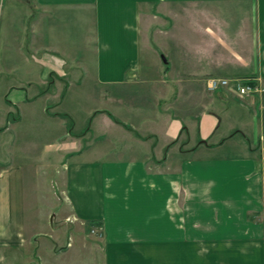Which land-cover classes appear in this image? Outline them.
<instances>
[{
	"label": "crops",
	"instance_id": "crops-1",
	"mask_svg": "<svg viewBox=\"0 0 264 264\" xmlns=\"http://www.w3.org/2000/svg\"><path fill=\"white\" fill-rule=\"evenodd\" d=\"M80 45L91 46V52L78 49L79 56L74 58L78 47L72 46ZM48 58L59 60L61 69L63 62L83 60L84 75L111 93L104 97L102 110L118 122L91 115L88 130L94 123L103 132H119L122 136L113 141L122 140V146L113 147L106 137L103 141L109 145L102 144L99 150L95 149L101 141L97 138L86 148L70 145L67 141L78 137L65 131L64 117L58 112L45 111L46 99L18 97L21 82L37 77ZM19 69L18 81L2 92L0 132L20 123L23 110L36 109L40 122L60 125L59 139L65 143L55 148L59 166L65 169V183L57 198L63 196L70 203L72 219L99 223L100 264H155V236L162 235L155 226V170L143 162L146 149L134 148L127 138L129 128L120 124L162 140L175 138L183 128L189 140L198 138L186 152L208 147L206 142L217 148L237 135L238 147L249 154L235 160L223 175L224 161L219 159L200 162L199 168H208L205 174L190 163L184 167L195 169L193 174L186 170L181 183L175 179L169 183L166 235L170 252L190 251L195 231L187 215L189 205L225 204V198L237 199L235 188L260 182L253 150L264 134V0H0V72ZM207 77L250 80L262 91L239 95L232 86L208 91ZM152 90L153 96L146 93ZM162 102L166 110H156ZM11 110L17 111L16 117L11 118ZM93 147L97 156L77 159L85 151L90 155ZM16 155L14 150H7V157L0 155V264H45L43 257L51 260L65 249L36 239L41 234L35 216L31 223L25 214V169ZM103 205V215L91 213ZM219 214L216 222L224 219ZM210 230L207 235L217 238L216 252L223 246L218 238H227L226 249H233L230 228L217 222ZM169 264L257 263L192 262L183 257Z\"/></svg>",
	"mask_w": 264,
	"mask_h": 264
},
{
	"label": "rangeland",
	"instance_id": "rangeland-1",
	"mask_svg": "<svg viewBox=\"0 0 264 264\" xmlns=\"http://www.w3.org/2000/svg\"><path fill=\"white\" fill-rule=\"evenodd\" d=\"M72 47H78L75 49L74 58L79 56L78 49H80L81 53L83 52L82 50L88 54L91 52V46L80 45ZM86 60L87 62L85 63L89 64L92 62L89 56L86 57ZM35 63H37L38 67L41 65L38 61ZM82 63L84 61L79 59L71 62L66 61L63 62L64 66L61 69L59 60L48 58L47 65H41V71L38 70L39 74L37 77L21 82L23 89L18 93V97L21 96L25 99L37 97L41 102L46 99L45 111L50 114L58 112L59 116L64 117L63 126L65 131L68 130L71 135L78 137L73 141L68 140L67 142L70 145L74 144L75 146L86 148L90 142H93V138H97L98 141H101L95 149L99 150L109 145L108 140L106 142L103 141L106 137L111 139L110 143L113 147H120V145L122 146V140L113 141V138L117 139L122 136L119 132L115 133L108 129L103 132V128L98 129L94 123L88 130L90 121L93 120L91 115H95L96 118L104 116L115 122L118 121L115 116L102 110L105 105L104 97L109 95L110 92L95 83V79L90 75H84L83 68H80ZM178 63L180 62L178 61ZM88 70H92V68ZM156 72H158L160 77L163 76L161 71ZM19 75L20 69L12 73L0 72V106L3 90L17 82ZM146 93L152 94V96L155 94L154 90L151 93L146 91ZM57 101L60 102L58 106L54 104ZM163 107V102L159 103L156 110L165 111L166 108L164 109ZM125 114L127 115V112ZM10 116L11 118L16 117L17 111L11 110ZM37 117L36 109L31 112L23 110V117L20 123L10 126L6 131L0 132V155L4 154L7 157V150H14L17 154L16 161H21L24 164L25 185L27 188L25 214L29 216L30 221L32 218L33 222L31 223H34V216L36 218V228L41 234L36 239H47L46 242L51 243L49 245H54L55 249L58 248V245L63 247L60 249H65L58 255L53 256L51 260L43 257L42 261L45 264H100L102 260L101 249L103 242L101 240L103 234L101 233L100 225H98L99 223L94 222L95 220L79 222L72 219L71 213L74 214V212L71 211L72 209L69 210L71 208L70 203L63 196L60 200L57 198L58 194L61 195L60 192L65 183V169L59 166V153H56L55 148L58 147L60 149L62 144L65 143V141L61 143L59 139L61 127L59 124L52 125L50 122H40ZM9 120L11 119L8 118ZM45 124L48 125L45 126ZM120 125L130 129V127L125 125ZM2 127L1 125L0 128ZM129 129L127 138L131 140L130 144L133 143L134 148L137 150L140 147L146 149L143 162L155 170V226L159 228L158 232L162 234L155 236V264H169L170 261L183 259V257L192 262L239 259L241 261H254L257 264H264V156L260 153V145L261 142H264V134L258 137L257 145L253 150L257 152L256 160L260 165L258 167L260 182L257 184L247 182L243 188H235L234 196L237 201L225 198V204L189 205L190 210L187 211V215H189L195 232L190 238V251L180 254L170 252L167 247V197L168 189L170 188L169 183L173 179L176 180V183H181L185 178L184 175L186 173L184 171L186 170L190 172L189 175L193 174L191 170L195 169L190 170L184 167L190 163L205 174L208 168H203L204 166L199 168L202 164L200 162L219 159L224 161L222 163L224 164L223 172L220 174L223 175L234 167L235 160L244 159L249 154L245 155L246 152L238 147L240 139L237 135L234 139L226 141L225 144L217 148L211 145L212 142H206L208 147H198L193 151L186 152L195 146L198 138L189 140V136L185 130H182L183 128L179 130L175 138L166 140H162L159 136V138L157 136L154 138L153 135L147 133L139 135ZM84 132L86 134L83 135L82 133ZM87 139L90 141L87 142ZM141 140L145 141L141 143ZM63 147L67 149L68 145L65 144ZM154 147L155 153L152 151ZM92 149L90 155H85V151L77 159H92L97 156L94 147ZM26 163H32V166L28 167L25 165ZM32 185L37 188L32 190ZM176 193L178 194V191ZM230 200L232 202H229ZM93 212L103 215L104 205L96 208V210L94 209L91 213ZM219 212L223 213L224 219L217 222L222 223L224 229L230 228L232 230V237L228 238L234 241L232 245H229L233 247L232 250L226 249L224 241L227 238H218L220 240L218 244L223 246L221 245L222 249L219 248L221 250L216 252L218 248L216 249L214 244L217 238L207 235L208 232L211 233L210 229L212 227L214 229V224L217 223L214 218L215 215L221 216Z\"/></svg>",
	"mask_w": 264,
	"mask_h": 264
},
{
	"label": "built area",
	"instance_id": "built-area-1",
	"mask_svg": "<svg viewBox=\"0 0 264 264\" xmlns=\"http://www.w3.org/2000/svg\"><path fill=\"white\" fill-rule=\"evenodd\" d=\"M205 88L208 91H214L218 88H224L232 86L239 95H249L262 91V89L257 86L252 81L242 82L239 79H227V78H218V77H207L204 80ZM260 153L264 156V142H261Z\"/></svg>",
	"mask_w": 264,
	"mask_h": 264
},
{
	"label": "trees",
	"instance_id": "trees-1",
	"mask_svg": "<svg viewBox=\"0 0 264 264\" xmlns=\"http://www.w3.org/2000/svg\"><path fill=\"white\" fill-rule=\"evenodd\" d=\"M65 116V115H64Z\"/></svg>",
	"mask_w": 264,
	"mask_h": 264
}]
</instances>
